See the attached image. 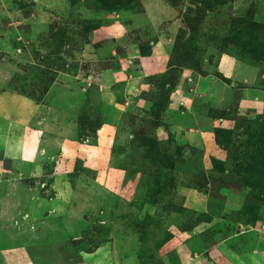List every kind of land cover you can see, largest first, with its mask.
<instances>
[{
  "label": "rangeland",
  "instance_id": "obj_1",
  "mask_svg": "<svg viewBox=\"0 0 264 264\" xmlns=\"http://www.w3.org/2000/svg\"><path fill=\"white\" fill-rule=\"evenodd\" d=\"M1 129L0 264H264V0H0Z\"/></svg>",
  "mask_w": 264,
  "mask_h": 264
},
{
  "label": "crops",
  "instance_id": "obj_2",
  "mask_svg": "<svg viewBox=\"0 0 264 264\" xmlns=\"http://www.w3.org/2000/svg\"><path fill=\"white\" fill-rule=\"evenodd\" d=\"M6 131H4V129H1L0 130V136L2 135V133L4 134ZM18 145V144H17ZM15 146V150L16 149H19V147H21V153H20V155H19V157L18 158H23V147H22V145H21V143H20V145H18V146ZM13 201H16V200H13ZM13 201H10V203H12ZM18 202H20V208H22L23 207V204H24V202H22L21 201V199H17V203ZM47 209H49V205L47 204ZM11 211V210H10ZM9 211V212H10ZM225 243H227V241L226 242H222L221 243V245L220 246H222L223 244H225ZM227 254L228 253H225V254H221V264H226V263H231V261H230V259H229V257L227 256ZM241 260H242V258H241ZM233 263V262H232ZM233 264H237V260L235 261V263H233Z\"/></svg>",
  "mask_w": 264,
  "mask_h": 264
}]
</instances>
